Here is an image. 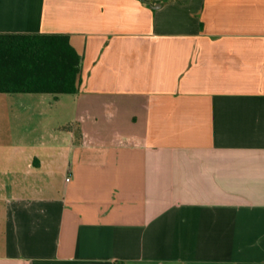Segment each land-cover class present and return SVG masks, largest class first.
Masks as SVG:
<instances>
[{
	"label": "crops",
	"instance_id": "0c3cea01",
	"mask_svg": "<svg viewBox=\"0 0 264 264\" xmlns=\"http://www.w3.org/2000/svg\"><path fill=\"white\" fill-rule=\"evenodd\" d=\"M0 33L80 56L69 105L0 94V264H264V0H0Z\"/></svg>",
	"mask_w": 264,
	"mask_h": 264
},
{
	"label": "trees",
	"instance_id": "16d2710c",
	"mask_svg": "<svg viewBox=\"0 0 264 264\" xmlns=\"http://www.w3.org/2000/svg\"><path fill=\"white\" fill-rule=\"evenodd\" d=\"M79 73L68 35L0 33V94H76Z\"/></svg>",
	"mask_w": 264,
	"mask_h": 264
},
{
	"label": "rangeland",
	"instance_id": "374dc122",
	"mask_svg": "<svg viewBox=\"0 0 264 264\" xmlns=\"http://www.w3.org/2000/svg\"><path fill=\"white\" fill-rule=\"evenodd\" d=\"M52 97H62V104H64L65 102H68V105L70 104V101L72 100V97L71 95H68V94H62V95H52ZM64 102V103H63ZM66 105L65 107H63L62 105V126H68L69 123H68V119H69V106ZM67 109V110H66ZM63 110H66L65 112H63Z\"/></svg>",
	"mask_w": 264,
	"mask_h": 264
},
{
	"label": "built area",
	"instance_id": "2783aa9c",
	"mask_svg": "<svg viewBox=\"0 0 264 264\" xmlns=\"http://www.w3.org/2000/svg\"><path fill=\"white\" fill-rule=\"evenodd\" d=\"M68 181L70 180V178L67 179Z\"/></svg>",
	"mask_w": 264,
	"mask_h": 264
}]
</instances>
